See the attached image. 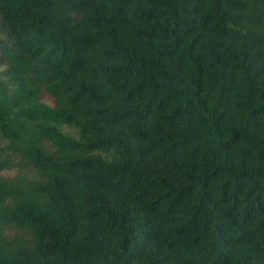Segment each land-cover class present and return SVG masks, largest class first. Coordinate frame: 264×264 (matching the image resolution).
<instances>
[{
  "label": "trees",
  "instance_id": "obj_1",
  "mask_svg": "<svg viewBox=\"0 0 264 264\" xmlns=\"http://www.w3.org/2000/svg\"><path fill=\"white\" fill-rule=\"evenodd\" d=\"M0 264H264V0H0Z\"/></svg>",
  "mask_w": 264,
  "mask_h": 264
},
{
  "label": "rangeland",
  "instance_id": "obj_2",
  "mask_svg": "<svg viewBox=\"0 0 264 264\" xmlns=\"http://www.w3.org/2000/svg\"><path fill=\"white\" fill-rule=\"evenodd\" d=\"M42 99L45 103H48L50 105L53 104V99L48 95L42 96ZM17 173H18L17 170H10V171H5L4 173H2V175L5 177H13L16 176Z\"/></svg>",
  "mask_w": 264,
  "mask_h": 264
}]
</instances>
